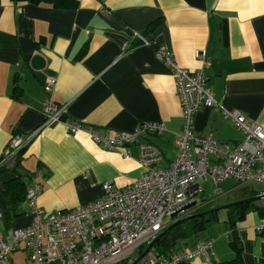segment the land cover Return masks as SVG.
<instances>
[{
  "label": "crops",
  "instance_id": "obj_1",
  "mask_svg": "<svg viewBox=\"0 0 264 264\" xmlns=\"http://www.w3.org/2000/svg\"><path fill=\"white\" fill-rule=\"evenodd\" d=\"M134 32L150 44L134 38ZM158 49L170 51L188 70L204 67L219 108H199L196 135L212 133L224 143L243 139L221 108L239 111L264 130V0H77L71 8L0 0V159L14 133L42 123L47 76L56 80L51 98L64 107L59 120L30 141L16 170L0 174V210L6 206L4 185L17 172L42 169L38 204L46 211L94 201L103 193V181L125 190L142 175L136 144L106 149L86 131L69 132L68 121L126 132L141 122L162 123L164 131L147 132L143 140L161 151V166L174 160L182 107L171 70L156 56ZM252 182L230 178L221 183L220 202L210 204V209L219 208V222L179 246L191 249L202 237L212 240L210 257L191 264L234 256L224 222L231 206L240 215L236 227L244 262L264 264V229L256 228L264 219V210L257 208H264V188L256 190ZM253 197L258 198L239 203ZM17 210L20 214L11 224L4 219L3 227L30 223L25 199Z\"/></svg>",
  "mask_w": 264,
  "mask_h": 264
},
{
  "label": "built area",
  "instance_id": "obj_2",
  "mask_svg": "<svg viewBox=\"0 0 264 264\" xmlns=\"http://www.w3.org/2000/svg\"><path fill=\"white\" fill-rule=\"evenodd\" d=\"M134 38L150 44L137 32ZM156 56L171 70L182 107L174 160L168 166H161L164 158L161 151L143 140L147 132L164 131L162 123L141 122L133 131L126 132L100 131L82 123L66 122L69 132L86 131L96 144L109 150L118 151L124 145L136 144L138 161L144 171L125 190L106 180L101 185L102 195L94 201L54 211H46L38 204L42 169L30 173L25 190L30 223L23 227H3L4 212L0 210V264H15L10 255L22 249L28 253L27 264H182L210 257L213 243L209 238L168 256L157 255L152 246L145 249L168 225L194 216L210 205L223 193L224 180L232 178L238 184L264 182V130L239 111L221 108L224 117L242 131L243 139L224 143L214 139L212 133L196 135L193 124L199 108H219L204 67L188 70L164 49L156 50ZM198 56L202 58L203 53ZM55 82L54 77L47 76L43 85L47 97L42 123L33 131L11 136L0 159V171L15 169L20 150L41 128L59 120L64 107L50 96ZM206 183L210 194L201 198ZM192 201H195L193 206L183 209ZM256 228L264 229V219Z\"/></svg>",
  "mask_w": 264,
  "mask_h": 264
},
{
  "label": "trees",
  "instance_id": "obj_3",
  "mask_svg": "<svg viewBox=\"0 0 264 264\" xmlns=\"http://www.w3.org/2000/svg\"><path fill=\"white\" fill-rule=\"evenodd\" d=\"M17 2L19 0H12ZM36 2H47L53 7L57 8H71L76 6L77 0H34ZM158 21L150 24V28H153ZM27 147V146H26ZM25 148H22L19 152L17 165L20 163V158ZM15 169L13 170H16ZM5 171L1 170L0 174ZM29 175L24 173L17 172L16 177L7 181L4 185V195L6 199V206L4 210V219L7 224H11L12 220L20 214L18 212V204L25 199V190L27 186V182L25 181V177ZM211 205L204 207L199 210L202 212L206 209H210ZM258 209L264 210L261 206H257ZM236 206H231L227 209V216L224 220L227 229L229 231V241L228 244L232 251L234 252V256L231 259L224 261H214L213 264H246L243 259V246L237 234L236 227V216H240L239 214H235ZM198 212V213H199ZM219 222V218L217 215V211L211 212L209 214L203 216H191L189 219L185 220L182 223L173 225L172 227L165 228L164 232L161 236H159L154 243L152 244V249L156 252L157 255L168 256L173 252H177L185 247H179L186 240L197 237L203 234L211 225ZM206 238V237H202ZM200 238V239H202ZM199 239V240H200ZM182 264H191L189 262H184Z\"/></svg>",
  "mask_w": 264,
  "mask_h": 264
},
{
  "label": "rangeland",
  "instance_id": "obj_4",
  "mask_svg": "<svg viewBox=\"0 0 264 264\" xmlns=\"http://www.w3.org/2000/svg\"><path fill=\"white\" fill-rule=\"evenodd\" d=\"M251 184L256 190H261V188H264V184H260L258 182H252ZM222 185H224V184L222 183ZM204 187H205V192L203 194L199 195V197H201V198H207L208 195L210 194L209 184L206 183ZM220 200L221 199L217 198L216 200H213L212 203L213 204H218L220 202ZM3 226H4V223H3ZM209 229L210 228H208L205 232H207ZM136 254H138V253H136ZM10 257L13 259L15 264H27V262H28V253H27V251L25 249H22V250H19V251H16V252L12 253L10 255Z\"/></svg>",
  "mask_w": 264,
  "mask_h": 264
},
{
  "label": "water",
  "instance_id": "obj_5",
  "mask_svg": "<svg viewBox=\"0 0 264 264\" xmlns=\"http://www.w3.org/2000/svg\"><path fill=\"white\" fill-rule=\"evenodd\" d=\"M257 198H258V197H253V198H250V199H245V200L239 201V203H242V202H249V201H254V200H256ZM194 204H195V201H192V202H190L189 204L185 205L183 209H188V208H190L191 206H193ZM218 210H219V208L206 209V210H204V211H202V212L196 213L195 216H203V215H206V214H209V213H211V212L218 211ZM175 214H176V213H174L173 216H175ZM189 218H190V217H185V218L178 219V220L174 221L173 223H171L170 225H168L167 228L172 227L173 225H176V224L182 223V222H184L185 220H187V219H189ZM163 232H164V231H162V232L158 235V237L161 236ZM152 244H153V243H152ZM152 244L148 245V246L146 247L145 251H147V250L152 246Z\"/></svg>",
  "mask_w": 264,
  "mask_h": 264
}]
</instances>
